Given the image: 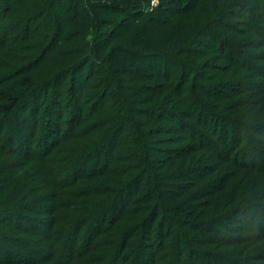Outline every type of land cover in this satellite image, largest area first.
Instances as JSON below:
<instances>
[{
  "label": "trees",
  "instance_id": "trees-1",
  "mask_svg": "<svg viewBox=\"0 0 264 264\" xmlns=\"http://www.w3.org/2000/svg\"><path fill=\"white\" fill-rule=\"evenodd\" d=\"M151 1L0 0V264H142L174 233L179 258L264 211V148L247 147L264 133V0ZM37 176L67 198L48 242L24 211Z\"/></svg>",
  "mask_w": 264,
  "mask_h": 264
},
{
  "label": "rangeland",
  "instance_id": "rangeland-1",
  "mask_svg": "<svg viewBox=\"0 0 264 264\" xmlns=\"http://www.w3.org/2000/svg\"><path fill=\"white\" fill-rule=\"evenodd\" d=\"M152 4H156L154 0L151 1ZM258 81V80H257ZM259 82V81H258ZM260 84V83H259ZM258 84V85H259ZM259 91V90H255ZM68 112L72 111L71 106L68 107ZM249 139L250 142L247 144L249 147L250 153H252L251 147L252 143L263 145L264 148V133L256 134L249 130ZM242 137V143L246 141V130L239 132ZM253 148V147H252ZM259 157V158H258ZM256 162L264 166V160L260 159V155L258 154ZM261 162V163H260ZM261 172L260 176H255L253 179L255 184L258 183L261 185L260 190L256 192L255 195L249 196L250 200L257 202H264V170L259 169ZM263 175V176H262ZM42 177H36V183L33 185L34 190H32V194L35 196L38 193H42L41 197V207L39 210L29 211L24 210L29 217H33L36 219L33 223H35L36 229H31L33 232L34 239H40L42 237H48L47 233H49L46 228V222H48L51 218L48 214L50 209H53L52 204H55V201H59V199H67L64 196H57L52 202L49 200L50 196L48 192L44 190H40V186L37 185L40 182ZM257 180V181H255ZM263 182L262 184L259 183ZM253 182V181H252ZM32 183V182H31ZM34 183V182H33ZM43 183V182H42ZM48 191V190H46ZM52 196V195H51ZM261 196V197H258ZM54 198V195L52 196ZM260 198V199H258ZM256 199V200H255ZM50 201V203H49ZM252 201V200H251ZM50 205V206H49ZM49 206V207H48ZM26 209V208H24ZM64 208H58L55 213H64ZM67 211V210H65ZM62 213V214H63ZM49 219V220H47ZM21 227H29V222L26 219H23ZM46 220V221H45ZM30 229V228H28ZM216 233L213 234L211 239L204 240V236L195 235V239L199 241L193 242L192 250L183 253H179V258L176 257V245L179 244V238L176 236V233L170 234L168 236V240L166 242L176 241V245H171L168 248L166 244L162 246L150 245L146 248V251L149 252L145 254L143 257L147 259L141 260L142 264H264V211H255L250 213H236L233 217L223 220L222 223L216 225L215 228ZM184 234L186 238L192 233H188L185 230H181L178 232L179 234ZM163 236H159V239H162ZM172 239V240H169ZM48 242V239H45ZM42 238V241H45ZM37 241V240H36ZM38 243V242H36ZM33 244L34 243H28ZM180 247V246H179ZM174 252V254H173ZM152 259H149V255ZM169 256V257H168ZM168 257V258H167ZM166 259V260H165ZM208 260H211L209 262Z\"/></svg>",
  "mask_w": 264,
  "mask_h": 264
}]
</instances>
